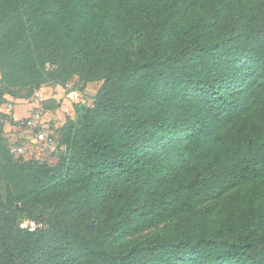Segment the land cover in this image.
<instances>
[{"label":"trees","instance_id":"1","mask_svg":"<svg viewBox=\"0 0 264 264\" xmlns=\"http://www.w3.org/2000/svg\"><path fill=\"white\" fill-rule=\"evenodd\" d=\"M0 69L101 82L56 162L0 118V264H264V0H0Z\"/></svg>","mask_w":264,"mask_h":264},{"label":"rangeland","instance_id":"2","mask_svg":"<svg viewBox=\"0 0 264 264\" xmlns=\"http://www.w3.org/2000/svg\"><path fill=\"white\" fill-rule=\"evenodd\" d=\"M6 82L4 81L3 72L0 69V118L4 115L9 116V120L16 119V115L19 117L18 121L20 122L22 129H27L30 127L28 120H31V116L41 115L42 119L40 122L44 126H49L52 131H57L67 120V118H72L74 116V103L83 102L89 105L93 104L94 97L98 92L101 82H89L87 84L78 81V78L73 79L68 85L61 86L60 84L51 83L49 86H46L47 94L43 96L46 97L52 96L51 98H56L60 102V106L55 110H44L42 104L34 100L32 109L28 106H20L15 110L16 105L27 104L29 100L28 97H24L27 94V89H19L15 87L14 90L18 92L17 95H13L6 91ZM46 92V91H45ZM35 98L39 99V96ZM26 102V103H25ZM18 103V104H17ZM6 104V110L2 111L1 108ZM14 106V107H13ZM9 109H11L9 111ZM30 113V115H28ZM16 113V115H15ZM24 123V124H23ZM34 129V127L32 128ZM21 131V130H20ZM40 146V145H39ZM41 148H44L41 146ZM54 151L45 148L44 154L39 155V158L42 161L55 162L57 161L58 155L54 153L55 159L51 153Z\"/></svg>","mask_w":264,"mask_h":264},{"label":"crops","instance_id":"3","mask_svg":"<svg viewBox=\"0 0 264 264\" xmlns=\"http://www.w3.org/2000/svg\"><path fill=\"white\" fill-rule=\"evenodd\" d=\"M49 85L50 84H45L40 89H38L34 93V95L31 98H29V100L27 101V104H22V105L19 104V105H16L15 107L13 106L15 108V110H17V108L20 106H28V108L30 107V109H32V105H33L34 100L38 103V106H39V103H41L43 100L51 98L52 96H48V95L46 97L43 96L45 93L47 94V90H45L46 89L45 87L49 86ZM36 96H39L40 98L37 99V98H35ZM30 101H33V102H30ZM6 109L7 108H6V104H5L1 108V110L2 111H8ZM10 110L11 109H9V111ZM30 113L31 112H29L28 115H30ZM15 115H16V113H15ZM34 116H36V115H34ZM5 117H6V120H5V125H4V132H5V136H6V138H7V140H8L13 151L16 149H19L21 147H24L26 150V152L24 154L25 159H32V158L37 159V158H39V155L44 154L45 148H41V146H39L40 144L38 142H36V133H35V130L32 129L33 128L32 126L27 127V129L24 130V129H22L23 126H21V124H19L20 123L18 121L19 117L17 115H16V119H13V121L9 120V116L5 115ZM51 155H53V157L55 159L54 152L51 153Z\"/></svg>","mask_w":264,"mask_h":264},{"label":"built area","instance_id":"4","mask_svg":"<svg viewBox=\"0 0 264 264\" xmlns=\"http://www.w3.org/2000/svg\"><path fill=\"white\" fill-rule=\"evenodd\" d=\"M28 120L30 126L34 127L36 133V142L43 146L44 148H48L51 151L58 150L57 147V139L56 135L52 132V129L49 126H44L42 124L41 115L31 116ZM1 120V119H0ZM2 121V120H1ZM24 124V123H23ZM17 155L24 156L26 150L24 147L16 149L13 151ZM41 226V224H36L34 221H25L21 223V227H28L30 230H34L36 227Z\"/></svg>","mask_w":264,"mask_h":264}]
</instances>
